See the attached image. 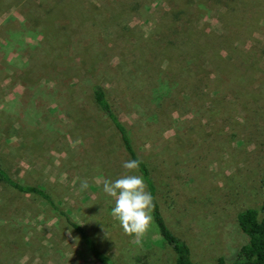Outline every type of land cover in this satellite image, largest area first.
<instances>
[{"label":"rangeland","instance_id":"obj_1","mask_svg":"<svg viewBox=\"0 0 264 264\" xmlns=\"http://www.w3.org/2000/svg\"><path fill=\"white\" fill-rule=\"evenodd\" d=\"M79 1L80 24L73 2L0 0L1 169L46 192L114 263L174 264L153 223L135 244L111 215L102 182L129 159L90 95L98 81L153 163L166 230L194 264L231 263L245 241L236 214L258 208L264 175V0H206L166 25L179 0ZM115 10L121 42L104 27ZM0 264L97 263L42 199L0 183Z\"/></svg>","mask_w":264,"mask_h":264},{"label":"trees","instance_id":"obj_2","mask_svg":"<svg viewBox=\"0 0 264 264\" xmlns=\"http://www.w3.org/2000/svg\"><path fill=\"white\" fill-rule=\"evenodd\" d=\"M205 1L206 0H179L175 3V7L170 6L168 10L162 11L160 23L162 25H166V18H169L171 22L185 19L189 17L191 12L190 9L193 5L196 6V4H205ZM66 2L74 3V17L76 18L78 24L82 23L83 18H85L84 16L87 18L88 12L83 8L81 1L66 0ZM133 4L135 7L138 6L136 2H133ZM132 9L133 7H131V10ZM123 19L124 13L122 11H111L107 22L104 25V27L112 31L113 35L116 34L114 35L115 37L113 36V38L120 42L121 40L119 37L121 36L122 32L128 29V26L124 23ZM130 62H133L144 69L148 68L149 65V59L146 58V55L144 54L136 55L133 53L131 55ZM90 95L96 108L102 113V115L115 130L121 147L127 155V158L129 160H139L141 162L137 174L143 177L147 186V190L151 193L154 200L153 187L155 171L152 167L153 163L149 162L147 158L139 156V154L136 152L132 139V130L134 127L128 125L120 119L112 101L109 98L108 93L98 81L91 84ZM0 183L17 193L35 195L42 199L46 205L59 216H61L65 220L66 224L77 234L81 244L97 264H116L96 247L92 239L85 233L84 229L78 222L71 220L64 211L55 205L46 192L36 187H28L18 183L6 175L1 167ZM259 190L260 200L258 208H245L236 214L235 223L239 232L243 235L245 241L238 249L235 259L228 264H264V175L260 179ZM152 223L158 231V234L164 238L166 244L174 253V264H194L189 258L188 249L186 248L182 239L166 230V226L164 225V222L157 210L155 200L154 209L152 212Z\"/></svg>","mask_w":264,"mask_h":264},{"label":"clouds","instance_id":"obj_3","mask_svg":"<svg viewBox=\"0 0 264 264\" xmlns=\"http://www.w3.org/2000/svg\"><path fill=\"white\" fill-rule=\"evenodd\" d=\"M139 160H127L123 163L125 174L115 180L104 179L103 191L114 199L111 215L119 222L125 235L140 244L152 226L154 200L147 190L141 175L136 174ZM87 181L81 183L82 189L88 188Z\"/></svg>","mask_w":264,"mask_h":264}]
</instances>
